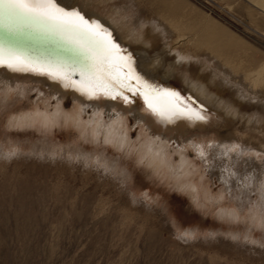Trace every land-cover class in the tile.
Masks as SVG:
<instances>
[{"label": "rangeland", "instance_id": "obj_1", "mask_svg": "<svg viewBox=\"0 0 264 264\" xmlns=\"http://www.w3.org/2000/svg\"><path fill=\"white\" fill-rule=\"evenodd\" d=\"M115 4L130 8L137 22L202 33L197 48L237 50L250 68L264 67V0ZM36 104L51 111L55 105L41 84L20 82L9 94L0 89V264H264V226L251 220L255 212L264 216L258 182L231 183L219 203L199 208L188 191L149 173L135 150L121 152L103 140L82 149L67 122L47 128L12 122ZM64 104L70 110L72 100ZM129 127L131 140L138 139V123L130 119ZM188 153L203 163L193 148ZM206 182L214 195L225 185L217 177ZM226 205L237 208L239 219L218 216L217 206Z\"/></svg>", "mask_w": 264, "mask_h": 264}, {"label": "bare ground", "instance_id": "obj_2", "mask_svg": "<svg viewBox=\"0 0 264 264\" xmlns=\"http://www.w3.org/2000/svg\"><path fill=\"white\" fill-rule=\"evenodd\" d=\"M58 2L69 9L79 8L86 18L99 20L108 28L115 42L133 57L136 73L149 84L179 93L190 107L213 118L196 122L177 119L169 123L152 115L143 98L130 92L126 93L130 100L127 104L120 99H88L74 88H65L46 76L0 68V89L7 94L20 82H35L49 90L55 103L52 111L47 104L44 108L36 104L33 112L12 116V122L45 128L67 122L77 130L82 149H86V143L103 140L121 152L135 150L136 159L149 173L188 191L193 204H198L199 208L214 201L219 203L224 199V191L233 189L232 185L251 186L255 182L260 185V199L264 205V98L259 97L264 95V67L254 65L250 68L249 58L246 54L235 53L237 50L224 53L216 48H197L194 39L202 33H187L181 23L167 27L155 20L137 22L130 8L118 7L116 0ZM0 47L14 49L33 60L69 66L79 65L81 59L58 37L15 21L0 25ZM72 79L78 82L79 76ZM66 99L72 100L70 110L64 109ZM130 119L140 126L139 137L133 141ZM205 138L213 142L197 143ZM189 148L194 149L204 164L189 158ZM248 152L249 156H244ZM223 167L232 172L227 173V169L226 173L221 172ZM214 177L225 184L217 195L212 194L206 184L207 179ZM217 207L221 218L240 217L234 205ZM262 216L255 212L252 223L264 226Z\"/></svg>", "mask_w": 264, "mask_h": 264}, {"label": "snow or ice", "instance_id": "obj_3", "mask_svg": "<svg viewBox=\"0 0 264 264\" xmlns=\"http://www.w3.org/2000/svg\"><path fill=\"white\" fill-rule=\"evenodd\" d=\"M5 21L58 37L81 59L79 65L69 66L33 60L14 49L0 47V68L46 76L88 99H120L127 104L130 100L126 93L130 92L143 98L152 115L169 123L205 119L179 93L151 85L137 74L133 57L115 42L112 32L99 20L86 18L79 8H66L58 0H0V25ZM73 76H79V81Z\"/></svg>", "mask_w": 264, "mask_h": 264}]
</instances>
